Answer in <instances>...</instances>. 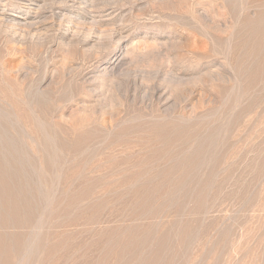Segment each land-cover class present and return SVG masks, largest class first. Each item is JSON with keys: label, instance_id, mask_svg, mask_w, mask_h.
<instances>
[{"label": "rangeland", "instance_id": "374dc122", "mask_svg": "<svg viewBox=\"0 0 264 264\" xmlns=\"http://www.w3.org/2000/svg\"><path fill=\"white\" fill-rule=\"evenodd\" d=\"M0 141L3 264H264V0H0Z\"/></svg>", "mask_w": 264, "mask_h": 264}, {"label": "bare ground", "instance_id": "6f19581e", "mask_svg": "<svg viewBox=\"0 0 264 264\" xmlns=\"http://www.w3.org/2000/svg\"><path fill=\"white\" fill-rule=\"evenodd\" d=\"M93 134V133H92ZM80 135H82L80 133ZM79 135V136H80ZM89 137V136H88ZM8 138V135L6 136ZM77 138V137H76ZM18 139V138H17ZM48 139V138H47ZM66 139V138H65ZM83 139V138H82ZM67 140V139H66ZM74 140V139H73ZM85 140V139H84ZM7 141V140H6ZM15 141V140H14ZM61 141V140H60ZM71 141V140H70ZM76 140H74L75 142ZM88 141V140H87ZM9 142V141H8ZM29 142V141H28ZM41 142V141H40ZM59 142V141H58ZM77 142V141H76ZM7 143V142H6ZM11 142L7 143L10 145ZM16 143V142H15ZM47 143V142H46ZM61 143V142H59ZM88 143V142H87ZM29 144V143H28ZM37 144V143H36ZM64 144V142H63ZM82 144V143H81ZM102 144V143H101ZM39 145V144H38ZM75 145V144H74ZM28 146V145H27ZM65 146V144H64ZM77 146V145H76ZM5 147L4 143H1L0 141V228L3 230V232H0V264L1 261L5 256H11L13 255L11 250L16 251V243L18 245V242L20 241V238H22V234L10 232L9 228H14V224H19V226H25L24 222L28 221L30 218L33 217L34 213L38 210L37 203L31 199L34 195L31 192L26 195L22 191L24 188L21 179L19 177L26 178V174L22 173L19 167L17 166L16 162L20 159L16 158L14 154L11 153V148H8L7 150H3L2 148ZM11 147L13 145L11 144ZM41 147V146H40ZM67 147V146H66ZM33 148V147H32ZM51 148V147H50ZM74 148V147H73ZM27 149V148H26ZM75 149V148H74ZM16 148L14 149V151ZM29 150V149H28ZM32 150V149H31ZM41 150V149H40ZM50 150V149H49ZM17 151V150H16ZM33 151V150H32ZM44 151V150H43ZM46 151V149H45ZM71 151V150H70ZM34 152V151H33ZM42 153V152H40ZM50 153V151L48 152ZM74 153V152H73ZM76 153V152H75ZM51 154V153H50ZM97 154V153H96ZM9 155V156H8ZM27 155V154H26ZM25 156V155H24ZM60 156V155H59ZM53 157V156H52ZM55 157V156H54ZM33 158V157H32ZM42 158V157H41ZM108 158V157H107ZM34 159V158H33ZM62 159V158H61ZM140 159V157H139ZM96 160V159H95ZM101 160V159H100ZM138 160V159H137ZM34 161V160H33ZM99 161V160H98ZM60 162V161H59ZM101 162V161H100ZM108 162V161H107ZM117 162V161H116ZM115 162V163H116ZM128 162V160H127ZM18 163V162H17ZM52 163V162H51ZM95 164V162H94ZM97 164V163H96ZM126 164V163H125ZM146 164V163H145ZM93 165V164H92ZM120 165V164H119ZM142 165V164H141ZM109 166V164H108ZM49 167V166H48ZM113 167V166H112ZM133 167V166H132ZM138 167V166H137ZM140 167V166H139ZM59 168V166H58ZM57 168V169H58ZM110 168V167H109ZM33 169V168H32ZM89 169V168H88ZM92 169V168H91ZM28 170V169H27ZM136 170V168H135ZM29 171V170H28ZM124 171V170H123ZM19 172V174H18ZM123 174V173H122ZM42 175V173H41ZM48 175V174H47ZM139 176V175H138ZM39 177V176H38ZM41 177V176H40ZM39 180V178H38ZM45 180V179H44ZM130 180V178H129ZM151 180V179H150ZM23 181V179H22ZM28 181V180H27ZM34 181V180H33ZM41 181V180H40ZM39 181V182H40ZM91 181V179H90ZM145 181V180H144ZM148 181V180H147ZM156 181V180H155ZM38 182V183H39ZM87 182V181H86ZM129 182V181H128ZM133 182V181H132ZM135 182V180H134ZM50 183V182H49ZM89 183V182H88ZM148 183V182H147ZM28 182H26L25 185H27ZM87 184V183H86ZM127 184V183H126ZM125 184V185H126ZM30 185V184H29ZM129 185V184H128ZM149 185V184H148ZM153 185V184H152ZM157 185V184H156ZM142 186V185H141ZM35 187V186H33ZM46 188V187H45ZM25 189V188H24ZM27 189V187H26ZM29 190V189H28ZM37 192V191H36ZM75 193V192H74ZM44 194V193H43ZM37 195V194H35ZM46 195V194H45ZM50 201V200H49ZM39 203V202H38ZM49 203V202H48ZM41 206V205H40ZM65 208V207H64ZM62 211V210H61ZM55 214V213H54ZM64 217V216H63ZM39 220V219H38ZM43 220V219H42ZM27 224V223H26ZM38 225V224H37ZM43 226V225H42ZM34 229V228H33ZM38 229V228H37ZM43 230V229H42ZM46 231V230H45ZM38 232V231H37ZM30 233V232H29ZM56 234V233H55ZM59 234V233H58ZM57 236V235H56ZM54 237V236H53ZM60 238V237H57ZM26 239V237H25ZM30 237H28L26 240H21L23 244H27L29 242ZM53 240V239H52ZM60 240V239H59ZM20 241V243H21ZM55 241V240H54ZM45 243V242H44ZM13 245V246H12ZM20 245V244H19ZM24 245V246H25ZM31 245V244H30ZM15 246V247H14ZM23 246V247H24ZM43 246V245H42ZM13 247V248H11ZM53 247V246H52ZM19 248V247H17ZM34 248L33 246L31 247ZM60 250V249H59ZM126 250V249H125ZM18 251V250H17ZM57 252V250H56ZM27 253V252H26ZM60 253V252H59ZM53 255V254H52ZM14 256V255H13ZM20 257V256H19ZM153 258V257H152ZM7 259V258H6ZM43 259V258H42ZM157 259V257H156ZM155 259V260H156ZM55 260V259H54ZM4 262V261H3ZM6 262V261H5ZM49 262V261H48ZM3 264V263H2ZM6 264V263H5ZM8 264V263H7ZM14 264V263H13ZM21 264V263H20ZM53 264V261H52Z\"/></svg>", "mask_w": 264, "mask_h": 264}]
</instances>
